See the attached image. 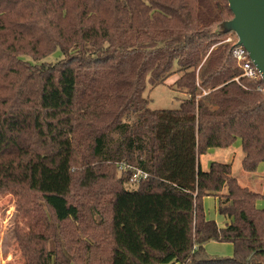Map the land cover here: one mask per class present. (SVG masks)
<instances>
[{
	"label": "trees",
	"instance_id": "trees-1",
	"mask_svg": "<svg viewBox=\"0 0 264 264\" xmlns=\"http://www.w3.org/2000/svg\"><path fill=\"white\" fill-rule=\"evenodd\" d=\"M231 18L228 0H0V191L29 194L23 264H264V193L230 163L201 164L238 139L245 171L264 163V80L242 76L221 43ZM175 72L187 97L151 108L147 87ZM138 168L150 176L132 191ZM132 192L164 215L150 231L175 222L163 247L150 231L119 233ZM209 240L234 255L209 254Z\"/></svg>",
	"mask_w": 264,
	"mask_h": 264
},
{
	"label": "rangeland",
	"instance_id": "rangeland-1",
	"mask_svg": "<svg viewBox=\"0 0 264 264\" xmlns=\"http://www.w3.org/2000/svg\"><path fill=\"white\" fill-rule=\"evenodd\" d=\"M226 34L227 36L233 35V33ZM57 57L58 55L56 52L48 56L46 61H55ZM26 58L31 60L29 56H26ZM175 69H177V66ZM179 76L180 73L175 72L163 83L153 87H147L145 96L149 98V105L151 108L174 109L180 106L181 101L187 97V94L182 92V90H180L175 84V81ZM243 157L244 152L242 149V142L241 139H238L231 147L209 149L208 152L202 156L201 163L204 169H208L212 161L230 163L232 165L234 176L238 178L243 186H248L252 190L264 193V163L260 164L255 172H247L242 165ZM133 188H135V186H131L132 191L134 190ZM131 194L134 193L132 192L119 196L117 205V228L119 229L121 236L133 238V235L137 236L141 229L146 232L150 231L151 226L156 224V219H160L161 216L164 215H162L160 211L158 214L156 202H144L142 204V199L136 196L130 197L129 195ZM145 199L148 198L145 197ZM173 201L172 198V202ZM28 204L29 194L24 189L19 192L11 190L0 191V264H23V261L25 260V256L22 252L23 247L20 246L19 240L29 232V226L27 224ZM203 204L206 217L216 220L218 225H221L224 218L218 212L214 197L206 196L203 199ZM144 206L145 209L150 212V217L146 216ZM257 206L263 208L264 200H258ZM139 208H141V210H139ZM137 211H139L138 214H136ZM126 218V223H130L129 226L125 223ZM133 222H136L135 226H133ZM150 232H153L156 235V240H153L155 242L152 241V243L163 247L160 244L161 242L163 243L162 230L156 232L153 229ZM133 246V253H138L137 241H134ZM205 248L209 254L214 256H233L235 252L234 244L231 242L209 240L205 243ZM125 250H127L128 253H132L130 248H125Z\"/></svg>",
	"mask_w": 264,
	"mask_h": 264
},
{
	"label": "water",
	"instance_id": "water-1",
	"mask_svg": "<svg viewBox=\"0 0 264 264\" xmlns=\"http://www.w3.org/2000/svg\"><path fill=\"white\" fill-rule=\"evenodd\" d=\"M233 18L217 26L219 34L235 33L264 80V0H228Z\"/></svg>",
	"mask_w": 264,
	"mask_h": 264
},
{
	"label": "built area",
	"instance_id": "built-area-1",
	"mask_svg": "<svg viewBox=\"0 0 264 264\" xmlns=\"http://www.w3.org/2000/svg\"><path fill=\"white\" fill-rule=\"evenodd\" d=\"M231 34V33H230ZM234 35V37H233ZM228 35L221 43H232L233 44V56L237 60L238 64L243 69L242 76H246L252 79L262 78V74L256 65L253 63L249 52L242 45H238V37L235 33ZM238 80V78H237ZM150 174L142 169H134L131 176L132 186H137L142 181L148 179Z\"/></svg>",
	"mask_w": 264,
	"mask_h": 264
},
{
	"label": "crops",
	"instance_id": "crops-1",
	"mask_svg": "<svg viewBox=\"0 0 264 264\" xmlns=\"http://www.w3.org/2000/svg\"><path fill=\"white\" fill-rule=\"evenodd\" d=\"M202 164V163H201ZM262 164V163H261ZM260 166V165H259ZM258 166V167H259ZM203 167V166H202ZM209 197H212V196H209ZM214 199H215V203H216V205H217V207H218V200H217V198H215L214 197ZM222 216V215H221ZM224 218V217H223ZM174 221L172 220H169V221H167V222H164V221H158V224H157V226L155 227L154 226V231H161L162 230V235H163V237H162V239L164 238L165 239V235H166V233L167 232H169L170 230H172L173 229V226H174ZM224 225H225V219L223 220V223L221 224V225H219V227H220V229L221 228H223L224 227ZM157 234V233H156ZM150 236L151 237H153V238H155L156 239V235H155V233H153V232H150ZM216 241H218V240H216ZM220 242V241H219ZM160 244H162V242L160 243ZM169 264H176L175 262H171V263H169Z\"/></svg>",
	"mask_w": 264,
	"mask_h": 264
}]
</instances>
